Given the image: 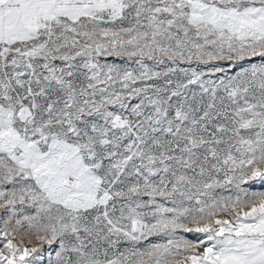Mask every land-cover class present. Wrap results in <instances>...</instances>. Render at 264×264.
<instances>
[{
	"label": "snow or ice",
	"instance_id": "6c2138e0",
	"mask_svg": "<svg viewBox=\"0 0 264 264\" xmlns=\"http://www.w3.org/2000/svg\"><path fill=\"white\" fill-rule=\"evenodd\" d=\"M0 264H264V0H0Z\"/></svg>",
	"mask_w": 264,
	"mask_h": 264
}]
</instances>
